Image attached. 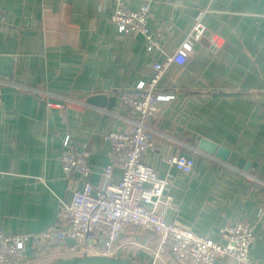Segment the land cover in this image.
<instances>
[{
	"label": "crops",
	"instance_id": "obj_1",
	"mask_svg": "<svg viewBox=\"0 0 264 264\" xmlns=\"http://www.w3.org/2000/svg\"><path fill=\"white\" fill-rule=\"evenodd\" d=\"M145 2L149 31H162L161 48L150 52L142 36L118 35L110 21L115 0H0V80L11 84L0 107V231L62 225L59 201L81 187L62 172L66 136L86 157L87 180L100 189L109 164L105 136L131 128L118 96L148 82L152 65L174 54L199 22L221 46L195 44L184 66L160 77L158 91L171 98L159 103L153 148L141 162L169 180L174 208L166 221L215 242L224 226L246 221L256 236L249 264H264V0H120V7L135 11ZM98 94L115 98L110 110L87 104ZM46 101L64 108L48 109ZM203 139L228 150L227 161L200 152ZM172 156L192 158L191 172L161 162ZM121 175L116 165L113 181ZM159 244L156 235L128 231L119 239L120 258L175 264L169 253L153 262ZM25 253L28 264L57 259L30 244Z\"/></svg>",
	"mask_w": 264,
	"mask_h": 264
},
{
	"label": "built area",
	"instance_id": "obj_2",
	"mask_svg": "<svg viewBox=\"0 0 264 264\" xmlns=\"http://www.w3.org/2000/svg\"><path fill=\"white\" fill-rule=\"evenodd\" d=\"M110 16L118 35L142 36L148 52L161 48L162 31L152 34L148 27L150 5L143 3L137 10L120 7V0ZM205 41L212 50L221 46L220 39L201 23L192 31L176 52L166 56L163 62L152 65L154 74L148 82H139L118 96L127 109L131 128L128 132H113L105 136L110 144L109 164L101 174L100 189L96 192L87 180L90 169L83 153L72 147L71 139L63 140L62 172L69 178L76 177L81 187L73 190L69 198L59 201L58 218L62 225L39 233L6 235L0 231V264H28L25 253L30 244L36 254L56 258L101 255L120 257V237L128 231L151 233L160 239L153 262L169 253L175 264H215L218 258H230L241 264H249V251L256 240L252 226L238 221L224 226L219 240L212 241L196 234L191 227L166 221L167 212L174 208L167 194L169 180L158 176L155 169L141 162V158L153 148L155 132L153 123L159 118V103L170 96L160 93L157 82L166 70L184 66L195 44ZM11 86L0 80V107L2 89ZM48 109L62 110L61 103L46 101ZM162 163L189 174L194 165L192 158L165 157ZM121 169V179L114 182V167ZM71 239L73 245L66 246ZM98 246L94 245V241ZM53 246V250L49 247Z\"/></svg>",
	"mask_w": 264,
	"mask_h": 264
},
{
	"label": "water",
	"instance_id": "obj_3",
	"mask_svg": "<svg viewBox=\"0 0 264 264\" xmlns=\"http://www.w3.org/2000/svg\"><path fill=\"white\" fill-rule=\"evenodd\" d=\"M115 101L114 97H108L106 95H93L90 96L86 102L89 105L105 108L110 110ZM200 152L210 156L215 157L221 162H226L228 159L229 151L223 147H219L216 144L210 143L207 140H201L198 148ZM243 160H239L237 163L238 167H241ZM246 169V168H245ZM66 246L70 247L73 245L71 239L66 240ZM48 264H139L133 260L120 258V257H110L101 255H83L80 257H68V258H57Z\"/></svg>",
	"mask_w": 264,
	"mask_h": 264
},
{
	"label": "rangeland",
	"instance_id": "obj_4",
	"mask_svg": "<svg viewBox=\"0 0 264 264\" xmlns=\"http://www.w3.org/2000/svg\"><path fill=\"white\" fill-rule=\"evenodd\" d=\"M93 243H94L95 246H98V242L96 240ZM154 253H156L155 250H154ZM152 254H153V252H152ZM52 261H54V260H52Z\"/></svg>",
	"mask_w": 264,
	"mask_h": 264
},
{
	"label": "trees",
	"instance_id": "obj_5",
	"mask_svg": "<svg viewBox=\"0 0 264 264\" xmlns=\"http://www.w3.org/2000/svg\"><path fill=\"white\" fill-rule=\"evenodd\" d=\"M60 258H64V257H60Z\"/></svg>",
	"mask_w": 264,
	"mask_h": 264
}]
</instances>
